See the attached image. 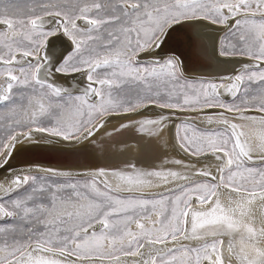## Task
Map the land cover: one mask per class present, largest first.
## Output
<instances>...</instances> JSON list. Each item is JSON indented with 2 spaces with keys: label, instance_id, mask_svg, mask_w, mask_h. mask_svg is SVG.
Masks as SVG:
<instances>
[{
  "label": "snow or ice",
  "instance_id": "snow-or-ice-1",
  "mask_svg": "<svg viewBox=\"0 0 264 264\" xmlns=\"http://www.w3.org/2000/svg\"><path fill=\"white\" fill-rule=\"evenodd\" d=\"M198 21L224 29L219 55L235 74L189 81L174 56L140 58ZM58 37L69 47L54 61ZM57 74L87 83L74 95ZM0 107L12 121L0 168L34 133L79 144L113 117L171 110L115 129L152 137L197 113L175 126L196 159L162 161L183 171L125 162L82 180L38 169L0 181V264H224L225 250L230 264H264V0H0ZM209 155L215 165L197 167ZM150 212L161 218L145 227Z\"/></svg>",
  "mask_w": 264,
  "mask_h": 264
},
{
  "label": "bare ground",
  "instance_id": "bare-ground-1",
  "mask_svg": "<svg viewBox=\"0 0 264 264\" xmlns=\"http://www.w3.org/2000/svg\"><path fill=\"white\" fill-rule=\"evenodd\" d=\"M224 35V29L221 26L212 25L207 21L190 22L177 26L172 32L171 38L165 43L162 49H166L171 52H177L188 61V63L182 62V60L172 54L161 53L158 50H154L153 53H141L140 58L145 61H149L152 58L164 59L174 56L181 61V68L183 70V76L189 80L197 81H214L219 82V78L224 75H233L236 69L239 67L238 63L234 60H226L219 55V41ZM188 45V48H187ZM191 45V47L189 46ZM68 42L66 38L58 37L52 38L49 41V52L56 59H62L68 50ZM164 51V50H163ZM247 62V61H245ZM58 84L68 88L73 94H81V89L87 83L85 78L80 74L62 76L57 74L54 77ZM223 99L231 101L232 97L224 95ZM164 112V114H173L171 110H160L157 108H149L140 113H133L128 116L113 117L103 129H100L95 136L89 138L87 141H83L79 144L59 141L57 138L51 137L46 133H34L31 141H24L18 144L15 150H30L32 148L42 149L44 147H77L82 143L89 144L88 152L91 155V159L97 160V167L113 169L122 168L125 162L136 163L138 167L153 168L156 166L173 168L174 170H181L178 166L168 164L163 165L162 161L183 159L186 162L189 160H195L196 158L187 156L181 149H179L176 140V125L182 122L184 116H194L197 113L185 112L175 113L180 116L181 119H173L169 122V126L164 128L157 136H144L141 138L139 134L135 133L134 129H125L126 135H119L118 137L109 136L108 133H113L116 128H119L121 122L128 121L129 119H140L144 116L155 118L158 114ZM207 114H215L223 111L222 109H209L206 110ZM200 113L199 115H204ZM249 115H259V113L250 112ZM195 126L201 129H215L218 125H208L206 122L197 120ZM134 133V134H133ZM37 151V150H36ZM50 151V150H49ZM45 157V155H44ZM53 157V156H51ZM23 156L16 157V161L22 159ZM48 160V159H46ZM50 161V160H48ZM215 160L209 155L206 158H202L197 162V167H203L206 165H215ZM11 164V163H10ZM38 169H53L58 172L66 173L73 179L85 178L86 175L94 171H62V168L50 166H19L17 168H7L6 166L0 168V181L8 179L13 172L16 173H28L43 175V172H39ZM194 179L202 180L203 177H194ZM156 190L149 193L150 196L157 195ZM98 227V226H97ZM212 260H215V255L212 256ZM107 264V262H105ZM208 264V261L205 262ZM224 264H230V257L227 251H224Z\"/></svg>",
  "mask_w": 264,
  "mask_h": 264
},
{
  "label": "water",
  "instance_id": "water-1",
  "mask_svg": "<svg viewBox=\"0 0 264 264\" xmlns=\"http://www.w3.org/2000/svg\"><path fill=\"white\" fill-rule=\"evenodd\" d=\"M189 46L191 47V45ZM187 48H188V45H187ZM159 52L161 53L170 52L168 54L176 55L182 60V62L188 63V61L185 60L182 57V55L177 52H171V51H168L162 48L159 49ZM194 115H197V114H194ZM114 135L116 137H118L119 135L125 136L126 131L125 130H122L121 132L113 131L111 136H114ZM88 145L89 144L82 143L78 145L77 147H68V148L67 147H56V148L44 147L42 149L32 148L28 151L26 149L25 150H22V149L14 150L12 158L8 161V164L5 166L7 168H17L19 166H29V167L55 166V167L62 168L63 169L62 171L64 172L90 171L92 169L95 170V168L98 166L97 160L95 159L88 160L91 158V155L88 152ZM18 156H23V158L16 161L15 159Z\"/></svg>",
  "mask_w": 264,
  "mask_h": 264
},
{
  "label": "rangeland",
  "instance_id": "rangeland-1",
  "mask_svg": "<svg viewBox=\"0 0 264 264\" xmlns=\"http://www.w3.org/2000/svg\"><path fill=\"white\" fill-rule=\"evenodd\" d=\"M21 7H24V5H21ZM187 80H189V79H187ZM189 81H192V80H189ZM194 81H197V80H194ZM74 95H76V94H74ZM228 102H231V101H228ZM8 115H9L8 110L5 109V108H3V107H0V137H3V136H6L7 135V133H8V126H9V124L12 123L11 120H8V121L3 120V118L6 117V116H8ZM21 118L23 119V117H21ZM76 179H81L82 180V178H76ZM165 214L166 215H169V218H170V208L166 211ZM140 215L143 216L144 213L141 212ZM160 218L161 217H158V215L155 212H150L149 215H148V217L142 219L141 222L144 223L145 227H151L152 226V222H155V221H157ZM130 229H131V231L136 232L138 230L137 229V226H136V223H134V222L131 223L130 224ZM205 262L206 261H204L203 264H205Z\"/></svg>",
  "mask_w": 264,
  "mask_h": 264
}]
</instances>
